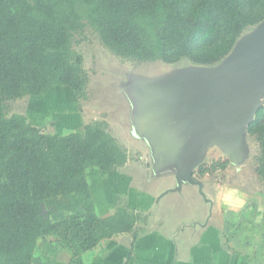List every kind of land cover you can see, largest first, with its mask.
Here are the masks:
<instances>
[{"label": "trees", "instance_id": "16d2710c", "mask_svg": "<svg viewBox=\"0 0 264 264\" xmlns=\"http://www.w3.org/2000/svg\"><path fill=\"white\" fill-rule=\"evenodd\" d=\"M263 20L264 0H0V264H30L42 240L64 249L68 264H83L117 236L130 237V255L149 221L128 205L96 214L88 174L105 177L129 161L107 121L47 133L24 114H9V102L55 87L85 100L90 76L76 45L86 32L133 66L213 67ZM246 134L257 145L254 173L264 186V106ZM70 195L81 215L53 221L44 213L47 200Z\"/></svg>", "mask_w": 264, "mask_h": 264}, {"label": "rangeland", "instance_id": "374dc122", "mask_svg": "<svg viewBox=\"0 0 264 264\" xmlns=\"http://www.w3.org/2000/svg\"><path fill=\"white\" fill-rule=\"evenodd\" d=\"M76 50L83 55L90 76L85 100H77L68 88L55 87L43 96L9 102L8 112L24 114L29 123L47 133L63 135L70 131L81 133L84 125L93 120L107 121L109 132L126 149L129 161L105 177L97 172L88 174L98 216L111 215L118 206L128 205L132 210L140 209L137 211L142 215L147 213L146 233L162 230L176 239L177 233L188 225L196 224L197 234L201 233L198 225L208 219L219 229L220 211L224 210V219L226 216L237 226L243 213L253 214L257 209L262 215H254V221L262 224L260 232L264 237V186L254 173V140L245 133L238 151L228 135H232L227 129L231 127L229 119H202L193 104L189 105L192 115L184 105L169 111L164 101L169 100L170 92L176 93L178 87L185 85L181 81L184 78L179 79V85L157 87L155 96L146 89L132 91L129 85L138 78L155 87L166 75L180 77L187 71L210 67L196 66L187 60L133 66L110 54L97 36L88 32L81 36ZM211 107L224 111L217 105ZM149 116L153 119L150 122ZM195 119L202 122L197 124ZM214 127L223 130L225 141L216 139ZM218 197H223L221 202ZM232 209L236 211L235 218L230 216ZM43 211L53 221L70 213L82 214L75 195L47 200ZM185 240L189 241L187 237ZM45 245L39 250L40 258L36 252L30 264H51V259L60 262L64 249L56 250L48 242Z\"/></svg>", "mask_w": 264, "mask_h": 264}, {"label": "water", "instance_id": "95a60500", "mask_svg": "<svg viewBox=\"0 0 264 264\" xmlns=\"http://www.w3.org/2000/svg\"><path fill=\"white\" fill-rule=\"evenodd\" d=\"M251 31L245 33L231 52L216 66L196 69L192 73L187 71L180 77L166 75L159 79L161 81L155 87L134 78L135 80L129 84L132 85L131 90L138 92L146 89L155 96L157 87L179 85V79L184 78L181 81H184L185 85L178 87L177 94L170 92L167 96L169 100L164 101V105L169 111L184 105V108L188 109L187 113L192 115V108L190 109L189 105L193 104L199 116L201 113L202 119L212 120L213 116L229 119L231 127L227 129L229 133L232 132V135L228 134L231 137L230 142L240 151L238 147L241 144L240 138L246 133V128L257 109L264 106V20ZM188 72L190 75H187ZM168 80L174 81L167 83ZM213 105L224 111L216 110L211 107ZM152 120L149 116L148 121ZM199 121L202 122L198 119L197 124H200ZM213 133L217 134L216 139L220 141L227 139L220 128L214 127Z\"/></svg>", "mask_w": 264, "mask_h": 264}, {"label": "crops", "instance_id": "0c3cea01", "mask_svg": "<svg viewBox=\"0 0 264 264\" xmlns=\"http://www.w3.org/2000/svg\"><path fill=\"white\" fill-rule=\"evenodd\" d=\"M222 198L218 197L217 200L221 202ZM220 212L222 224L219 229L213 227L208 219L205 224L198 225L201 233L197 234L196 224L188 225L177 233L176 239L165 235L162 230L147 231L136 240L130 255V237L120 239L117 236L118 239L103 241L93 251L85 254L83 264H264V237L260 232L262 224L254 221V215H262L260 210L255 209L253 214L243 213L244 217L238 219L237 226L231 224L232 221L226 216L225 219L229 222H225V211ZM235 213L232 209L230 216L235 218ZM185 229L188 231L185 232ZM186 237L189 241L185 240ZM45 242L51 243L48 240L39 242L37 258H40L39 250L46 246ZM96 249L98 253L95 252ZM51 260V264H68L65 254L58 258L60 262Z\"/></svg>", "mask_w": 264, "mask_h": 264}]
</instances>
